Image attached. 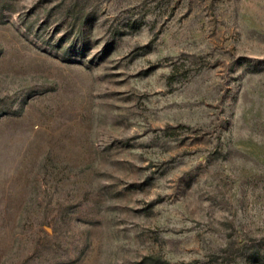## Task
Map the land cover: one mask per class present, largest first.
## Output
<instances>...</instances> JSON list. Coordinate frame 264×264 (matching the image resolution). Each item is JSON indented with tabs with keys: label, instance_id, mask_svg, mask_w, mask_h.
<instances>
[{
	"label": "rangeland",
	"instance_id": "obj_1",
	"mask_svg": "<svg viewBox=\"0 0 264 264\" xmlns=\"http://www.w3.org/2000/svg\"><path fill=\"white\" fill-rule=\"evenodd\" d=\"M264 264V0H0V264Z\"/></svg>",
	"mask_w": 264,
	"mask_h": 264
},
{
	"label": "trees",
	"instance_id": "obj_2",
	"mask_svg": "<svg viewBox=\"0 0 264 264\" xmlns=\"http://www.w3.org/2000/svg\"><path fill=\"white\" fill-rule=\"evenodd\" d=\"M143 264H162V261L158 257L147 256L142 261Z\"/></svg>",
	"mask_w": 264,
	"mask_h": 264
}]
</instances>
